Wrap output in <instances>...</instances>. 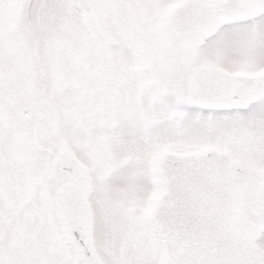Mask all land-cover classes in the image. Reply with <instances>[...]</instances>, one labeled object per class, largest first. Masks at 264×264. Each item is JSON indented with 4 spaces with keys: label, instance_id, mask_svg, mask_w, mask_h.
<instances>
[{
    "label": "snow or ice",
    "instance_id": "obj_1",
    "mask_svg": "<svg viewBox=\"0 0 264 264\" xmlns=\"http://www.w3.org/2000/svg\"><path fill=\"white\" fill-rule=\"evenodd\" d=\"M0 264H264V0H0Z\"/></svg>",
    "mask_w": 264,
    "mask_h": 264
}]
</instances>
